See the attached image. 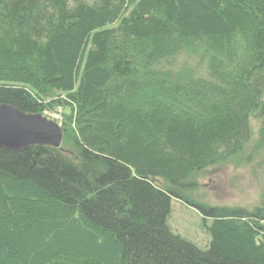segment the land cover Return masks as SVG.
Returning <instances> with one entry per match:
<instances>
[{
	"label": "trees",
	"instance_id": "trees-1",
	"mask_svg": "<svg viewBox=\"0 0 264 264\" xmlns=\"http://www.w3.org/2000/svg\"><path fill=\"white\" fill-rule=\"evenodd\" d=\"M0 104L62 130L0 148V264H264V198L188 196L251 119L264 146V0H0ZM171 198L210 220L205 248Z\"/></svg>",
	"mask_w": 264,
	"mask_h": 264
},
{
	"label": "rangeland",
	"instance_id": "rangeland-1",
	"mask_svg": "<svg viewBox=\"0 0 264 264\" xmlns=\"http://www.w3.org/2000/svg\"><path fill=\"white\" fill-rule=\"evenodd\" d=\"M56 116L57 115H53ZM52 117H48L51 119ZM253 137L244 151L193 176L195 189L188 196L210 206H239L248 210L258 206L264 198V146L258 145L259 123L251 119ZM168 225L173 232L205 248L209 241L204 221L199 212L181 200L170 199Z\"/></svg>",
	"mask_w": 264,
	"mask_h": 264
},
{
	"label": "water",
	"instance_id": "water-1",
	"mask_svg": "<svg viewBox=\"0 0 264 264\" xmlns=\"http://www.w3.org/2000/svg\"><path fill=\"white\" fill-rule=\"evenodd\" d=\"M60 126L43 115L27 114L19 109L0 104V148L19 153L32 145L59 146Z\"/></svg>",
	"mask_w": 264,
	"mask_h": 264
}]
</instances>
